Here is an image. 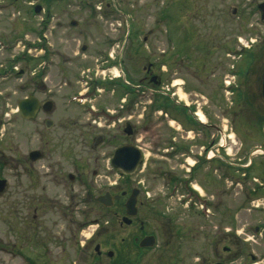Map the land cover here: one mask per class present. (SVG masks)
Instances as JSON below:
<instances>
[{
    "label": "rangeland",
    "instance_id": "rangeland-1",
    "mask_svg": "<svg viewBox=\"0 0 264 264\" xmlns=\"http://www.w3.org/2000/svg\"><path fill=\"white\" fill-rule=\"evenodd\" d=\"M245 1L0 0V178L8 182L6 191L0 193V264H109L120 259L118 248L133 259L137 255L131 248L135 228L126 224L119 228L124 212H117L118 206L106 211L96 200L107 191L117 192L118 185L122 190L141 189L139 199L144 203L140 219L145 221L146 230L158 236L153 250L138 254L137 264H213L211 239L195 235L198 217L192 214L194 210L181 205L183 192L179 184H168L172 173L187 179L194 159L188 165L183 157L169 158L163 153L172 147L167 143L169 138L183 146L188 135L196 136L190 127L197 117L169 104L167 110L175 118H168L164 105L166 98L173 97L196 112L197 100L208 101L212 85L217 94L212 104L224 125L231 127L227 116L230 113L225 112L231 102L234 111L241 114L233 115L236 122L244 114L242 121L246 118L249 123L254 114L259 115L258 111L242 112L236 107V95L224 89L229 80L235 82L238 78L230 72L247 65V60H257L253 66L259 76L264 69V24L259 15L242 12ZM262 1L256 0L245 8L249 10ZM37 5L43 6L41 13L35 12ZM52 9L66 18L67 26L71 19L81 22L77 28L68 27L72 37L83 34L81 38L74 37L70 48L78 50V45L84 44L89 49L106 50L109 58H122L120 62L110 60L117 63L111 68L110 62L97 60L98 56L91 52H80L78 60H62L58 66L66 69L71 85L60 87L58 72L53 73L54 79L58 78L53 88L55 110L30 121L23 119L17 109L24 95L31 93L20 89L21 79L30 82L33 73L40 70L44 59L34 45L40 39L37 30ZM223 10L226 12L221 13ZM53 24V20L44 22V33L49 38ZM17 56L21 58L14 63ZM45 60L47 69L41 72L47 78L44 82L50 83V59ZM151 62L164 82H141L144 68ZM11 65L14 71H9ZM22 69L27 73L24 77L17 74ZM124 74L128 80L132 78L131 85L110 83ZM207 77L212 80L201 83ZM175 82L176 95L172 89ZM251 87L255 91L253 84ZM127 91L135 110L122 112L119 122L118 113ZM78 92H83L81 99L70 102ZM252 99L264 113V101L260 97ZM187 114L191 121H185L187 128H181ZM263 115L260 116L264 118ZM46 118L54 120L49 129L45 127ZM126 123L134 131L131 135L125 132ZM232 133L229 130L227 134ZM123 145H137L144 155L142 167L129 178L111 166L115 149ZM34 150L43 154L35 162L29 160ZM126 199L127 196L123 201ZM118 216L119 220H115ZM164 224L171 230L168 226L164 230ZM122 238L127 239L124 244ZM167 239L168 246H174L176 251L169 248L170 253L165 254L163 245ZM105 241L108 245H104ZM98 243L102 245V256L97 259L94 248ZM108 250L114 251L112 258L107 256ZM248 263V258L236 262Z\"/></svg>",
    "mask_w": 264,
    "mask_h": 264
},
{
    "label": "flooded vegetation",
    "instance_id": "flooded-vegetation-1",
    "mask_svg": "<svg viewBox=\"0 0 264 264\" xmlns=\"http://www.w3.org/2000/svg\"><path fill=\"white\" fill-rule=\"evenodd\" d=\"M224 1L226 4L230 3L232 0ZM255 3L256 0H246L245 4L243 5L244 8L241 10L242 12L246 13V15L249 13L259 15L261 24H264V1L257 2V4L253 8H249V10L245 8L246 5L248 6ZM42 11L43 6L40 13ZM51 11H53L51 14H46L48 19L43 20L41 28L37 30V33L41 32L42 35L39 34V43L35 45V48L36 50H40V53L43 55L42 59H44L41 60V63L39 64L40 70L38 74H36V72L33 73L34 76L32 79H30V82L25 79H21L22 83L20 85V89L23 92H31L28 95H24L22 100H24V98L27 99L30 96H35V98H37L40 103V107H38L39 112L37 113L36 117L30 119V121L38 119V117L42 114L48 116L55 110L57 101L54 102V100H56V94L54 93L53 88H55L58 84V78L54 79L56 72H58L60 87H69V85H71L69 76H66V69L58 66L62 60L64 63L70 62L68 60H78V55L80 52H83V54L85 52H91V55L98 56L97 60H106L110 62L111 65L108 68H111V66L117 63L110 60H119L120 62L122 58H114V56L109 58L106 50L102 48L89 49L84 44L78 45V50H75V48L72 47L70 48L72 41L77 37L81 38L83 34L74 35V37H76L74 38L68 31V27L77 28L80 26L81 22L76 19H71L69 25L67 26L64 24L66 23V18L63 19L62 15L58 16V12L54 11V9ZM222 12L226 11L223 10L221 13ZM233 12L234 15H236L238 13V9H235ZM52 20L55 21V24L50 25L51 30L49 38L48 35L44 33L45 29L47 28V25L44 26V22L48 23V21L51 22ZM86 28L87 27L85 26V29ZM47 44L50 45L49 48L46 46ZM135 50L136 53H139V49ZM45 57L50 59V83L44 82L47 80V78L44 79V74L41 72V69H47V67L45 69L44 66L47 63ZM119 62L118 64H120ZM256 62L257 60H247V65L242 66V68L239 70L235 71L233 68L234 70H232L230 73L232 75H237L238 78L235 82L229 80L227 83L228 85H226L224 88L226 91L236 95V107L241 109L242 112H246V110H249V112H251V110L252 112L258 111L257 113H259V115L254 114V119H249L250 123L246 120V118L244 119V122L242 121V118L245 114L242 115V118L238 122L233 119V115H235V117H237V115H241L239 112L234 111V102H231V106L228 104L225 111L230 113L229 115L227 114V116L231 118V121H229L231 127H229V125H224V121H219V115L214 105L216 103L215 98L217 99V94L215 95V90L212 88V85L209 88L211 93L208 101L197 100L196 112L192 108H185L181 101L173 97L166 98L167 103L164 105V112L168 118L175 116L170 112L171 110L169 108L167 110L169 104H172V107L176 110H182L183 108L187 109L191 115L194 114L197 117L195 118L197 119L196 122L192 121L193 125L190 127V129L192 128L194 130L196 136L194 135L191 138L188 135V138H186L187 141L185 144H183V146L177 145L178 142H176L175 138H169V142L167 143H170L172 147L168 148L167 151L163 153L169 158L177 156L178 158L183 157L182 161L188 165H190L189 160L192 158L194 159V165H192V169L189 170L190 172L189 176H187V179H183L173 175L172 173L169 174L168 184H172V186L179 184V188L183 192L181 193L183 198H180L181 205L184 208L187 206L190 210L195 211H193L192 214H194L196 218L198 217L199 220V223H197L194 228L195 235L198 236L204 234L211 239L210 254H212V256L215 258L213 264H236V262L241 258H248V264H263L264 261V118L260 116L264 113L263 111L261 113V110L257 109V106L255 105L256 100L252 99V97L261 98L259 86L264 69L262 70L260 77L253 66ZM60 68L62 71H60ZM158 70L159 69L156 68L155 63H149L144 68L145 76L141 79V82L146 81L149 85H154L157 83V81L158 83L164 82L162 79V74ZM2 74L3 73H0V75ZM17 74L18 76L24 77L27 73L22 69ZM210 76H213V74H210ZM80 79L84 80V76L81 75ZM208 79L212 80L210 77H207L201 79V83H208ZM251 79L253 80L251 81ZM130 80H132V78L128 80V78H126V74H124L123 77L110 80V83H117L118 86H121L124 83V87H127L126 85L130 84ZM255 81L256 83H254ZM92 82L94 84L97 82V80ZM252 84L253 87L256 88L255 91L252 90ZM176 87L177 83H172V89L175 95L176 91L174 90H176ZM136 88L137 86L135 85L134 90H130L132 91V94L135 92ZM88 89L90 88L88 87ZM95 89L96 88L94 87V91ZM56 90L59 91L58 88H56ZM129 92L127 91L124 94V96L127 98L122 95L124 97V103H122L123 106L118 113L119 118H117V120L119 122H122L120 119L122 112L128 113L129 111L133 112L135 110V103L132 100H130V102L128 100ZM78 94L76 96L73 95L70 102L75 101L83 96V92H78ZM87 95L92 96L91 94ZM218 98H220V95ZM48 103H52L50 111L47 110ZM202 104H204V106ZM186 116L187 118L183 120L184 123L185 121H187V123L188 121H191L190 116L188 114ZM259 117H261L262 120H260ZM49 120L53 122L51 127L54 125V120L51 118H46V128L47 121ZM187 123H185V125L181 124L182 126L180 125V127L187 128ZM126 125L127 127L130 126L129 123H126ZM229 130L233 131L234 133L227 134ZM184 132L188 133V131ZM234 145L238 146L237 149H235ZM183 165L185 167V164ZM141 167L142 164L138 171ZM118 171L120 172V170ZM135 174H132L131 176ZM120 175L122 176L121 172ZM119 187L120 185L116 187L118 188L117 192L111 193L113 195H121L120 200L115 201L113 206H116V202H120L123 205L122 207H124L126 200L131 195L133 190H139L136 205L138 212L137 215L132 218V222L130 224L122 222V217L126 214L125 207L124 215L120 217V220V215L114 218L115 220H119V224L121 226L119 228H122V226L125 224L128 227L133 226L135 228L134 232L131 234V248L132 251H134L137 255L134 257L135 259H132L130 254H126L124 256L123 249L118 248L117 250L119 251L120 259L115 262H110L109 264H137L139 262V260L136 258L138 254L140 255L141 253L153 250L155 248L158 236H156L157 233H155L153 230H146L145 221L143 222V220L140 219V207L143 206L144 203V200L142 201L139 199V195H141V189L132 188L122 190V187ZM126 196L127 199L123 201L124 197L126 198ZM113 206L109 207V209L112 210ZM168 220L169 221L167 224L171 222V218L168 217ZM167 224H164L162 227L164 230L168 226ZM162 225L163 223L161 226ZM103 227L104 224L99 229H102ZM167 228L171 230L169 226ZM177 234L178 232L176 235ZM149 236H153L155 238V244L151 247H142L140 245L142 240L144 237ZM126 241V238H122L121 244H124ZM169 244L170 240L167 239L163 245V252L165 254L170 253L171 250L169 248L172 249L174 247L168 246ZM97 245L99 246L98 250L95 249ZM97 245L94 249L97 254L96 258L98 259L102 256V245L100 243ZM104 245H108V242L105 241ZM173 251H176V248H173ZM106 254L109 258H112L114 251L108 250L106 251Z\"/></svg>",
    "mask_w": 264,
    "mask_h": 264
},
{
    "label": "water",
    "instance_id": "water-1",
    "mask_svg": "<svg viewBox=\"0 0 264 264\" xmlns=\"http://www.w3.org/2000/svg\"><path fill=\"white\" fill-rule=\"evenodd\" d=\"M42 9L41 5L35 6V12L39 13ZM261 83H260V95L261 99L264 101V74L262 75ZM40 103L35 96H30L27 99L24 98V100H21L19 102V111L21 116L24 119H33L36 117L37 113L39 112ZM52 107V103L47 104V110L50 111ZM52 121H47V128L51 127ZM125 132L128 135H131L133 133V129L128 126V128L125 130ZM42 154L40 151L35 150L31 152L30 154V160L37 161L39 158H41ZM143 154L141 149L138 146L135 145H123L119 146L112 155L111 159V166L114 168L120 170L123 176H130L132 174H135L141 164L143 163L142 160ZM71 179H74V175L70 174ZM8 187L7 179L0 178V193H3L6 191ZM139 194L138 189H134L131 195L128 197V199L125 202V209L126 214L122 217V222L126 224H130L132 222V218L137 215L138 208H137V195ZM120 194L113 195L111 192H105L104 194L96 197V200L106 208L112 207L115 203V201L120 200ZM155 244V238L153 236L144 237V239L141 242L142 247H151ZM95 249H99V246L97 245Z\"/></svg>",
    "mask_w": 264,
    "mask_h": 264
},
{
    "label": "trees",
    "instance_id": "trees-1",
    "mask_svg": "<svg viewBox=\"0 0 264 264\" xmlns=\"http://www.w3.org/2000/svg\"><path fill=\"white\" fill-rule=\"evenodd\" d=\"M38 34H41V32H38ZM20 58H21V56H17V58L14 59V63H15L17 60H19ZM13 67H14V66L11 65V66H10V69H11V70H9V71H12V70L14 71V68H13ZM161 106H162V105H161ZM116 206H118V207H117V212H120V211H121L122 213L124 212V207H122L123 205H122L120 202H116ZM105 210H106V211H111V209H109V208H105ZM117 212H115V214H116Z\"/></svg>",
    "mask_w": 264,
    "mask_h": 264
}]
</instances>
